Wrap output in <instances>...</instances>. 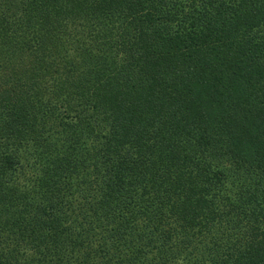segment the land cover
<instances>
[{"label":"trees","instance_id":"trees-1","mask_svg":"<svg viewBox=\"0 0 264 264\" xmlns=\"http://www.w3.org/2000/svg\"><path fill=\"white\" fill-rule=\"evenodd\" d=\"M0 264H264V0H0Z\"/></svg>","mask_w":264,"mask_h":264}]
</instances>
